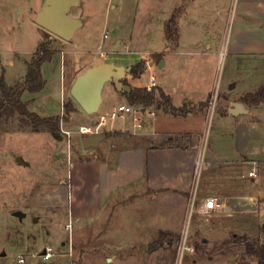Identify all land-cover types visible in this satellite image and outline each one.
<instances>
[{
    "label": "crops",
    "instance_id": "crops-1",
    "mask_svg": "<svg viewBox=\"0 0 264 264\" xmlns=\"http://www.w3.org/2000/svg\"><path fill=\"white\" fill-rule=\"evenodd\" d=\"M42 7V0H27L26 7L15 8L14 14L20 13L23 24L36 25L34 19ZM176 9L179 10L177 42L173 45L165 38L162 51L136 53L140 56L133 63L127 62L122 53H112L117 56L111 54L105 61L99 58L98 53L80 50L78 44L73 43L71 51L54 53L51 60L40 68L42 75L45 65L51 64L53 59L58 58L61 67L63 57L69 55L71 63H75L76 57L86 55L77 70L79 73L71 68L69 94L75 78L89 68L107 62L131 70L145 60V71L137 78L127 73L132 77H124L122 83L131 90L144 89L153 75L156 89H161L170 98L174 108L184 109L183 115L173 116L164 112L159 105H154L143 108L140 114L116 119L117 123L112 122L110 128L103 131L108 133L104 139L112 138L115 146L100 147V142L93 147L95 149L84 148V153L78 152L74 159H70L65 182L61 179L57 183L41 184L35 189L30 196L29 207L54 212L67 209L68 219L75 221V226L72 224L73 235L67 240L54 236V232L48 229L42 235L45 241L51 240L52 245L54 241L59 243L64 254L69 252L68 264H82L88 256L109 264H170L160 261V258L170 250L177 251L191 206L198 217L216 216L239 221L234 224L237 229L234 236L237 233L249 234L252 227L248 221L252 218L259 220L258 226L263 228L264 104L247 105L241 99L264 85V0H187L179 8L174 7L170 17ZM4 18L11 20L12 13L5 11ZM39 28L41 30L36 31L27 45L21 43V37L17 39L8 61L22 80L15 78L14 84L7 83L5 68L0 64V75L3 74L8 86L23 83L27 63L46 34L50 37V33ZM103 39L106 38L103 36ZM117 43L120 46V39L112 46ZM225 53L227 58L236 59L235 65L241 64L243 67V72L232 74L231 83L222 93H226L223 101L227 102L228 107L225 109L222 104L219 108H224L225 112L218 109L216 113L217 119L228 122L232 130L217 133L216 146L207 148L209 153L203 156L206 103L208 105L215 84L218 62ZM153 54L161 55V58L152 61L150 56ZM120 61L127 63H118ZM161 61L163 65L159 66ZM165 68H168L166 73L158 74L157 70ZM244 75L247 79H244ZM141 81L144 83L140 84ZM35 94L25 91L21 95V101L28 111L42 118L61 116L66 98L61 85L57 100L59 114L54 116H47L46 110L34 109L31 97ZM101 97L100 115L119 105H129L126 96L116 91L111 83L104 85ZM231 102L241 103L247 113L231 116L228 113ZM146 112L151 116V121H145ZM185 135L189 138H185ZM199 158L203 169L195 197L196 206L193 207L191 199ZM252 171L256 177L248 175ZM211 197L223 203L224 208L204 215V201ZM138 211L142 212L138 235L123 229L121 224H113L111 220L123 214V217L130 218V222H135ZM199 228L200 224L195 221L189 242L185 243L188 250H185L184 264H213L214 258H201L196 252L198 248L191 242ZM133 235H137L136 241ZM259 241L264 242L261 231ZM52 245L47 244L45 248L51 247L54 251ZM45 248L37 247V256L41 257ZM55 255L61 254L56 252ZM51 259H54V255ZM7 264H18V260ZM22 264H25V259Z\"/></svg>",
    "mask_w": 264,
    "mask_h": 264
},
{
    "label": "rangeland",
    "instance_id": "rangeland-1",
    "mask_svg": "<svg viewBox=\"0 0 264 264\" xmlns=\"http://www.w3.org/2000/svg\"><path fill=\"white\" fill-rule=\"evenodd\" d=\"M185 1L187 0H79L78 5L71 8L69 15L78 19L81 27L69 41L50 35L48 40L53 38L50 49L54 53H68L71 51L73 43H77L80 50H86L88 53H98L99 48H101L111 54L122 53L125 60L128 59L127 62L133 63L140 56L136 53H148L164 49V26L168 19L173 17L177 27L176 21L179 10L173 11L170 17L171 11L174 7L179 8L180 5H184ZM26 5L27 0H0V64L4 66L6 71L5 81L11 85L14 84L15 78L17 81L22 80L18 71H14L16 68H11L8 65L17 39L21 37V43L27 45L36 31L41 30L34 24H23V17L20 13L14 14L15 8L26 7ZM5 11L12 13L11 20L3 19ZM104 35L107 36L106 39H103ZM117 39H120L121 44L114 48L112 43ZM112 56L116 57L117 55L112 54ZM85 58L86 55L76 57L75 63H71V57L69 58L68 55L63 57L61 67L59 59H53L51 64L45 65L43 68L44 88L31 97L35 110H46L47 116H54L59 114V102L57 100L60 85L65 90L66 98L63 104L73 103L74 111L68 117L60 120V138H53L45 130L34 131L29 127L21 128L18 118H2L0 124V264L16 263L22 257L25 259V264H68L70 262L67 256L69 252L64 254L59 243L54 241L52 245L51 240L45 241L42 238L46 229L54 232V236L58 235L65 240L69 236L72 237V224L74 223L75 226V221L68 219L67 209L58 212L39 210L29 207V202L30 196L39 185L50 184L53 181L57 183L61 179L66 181L70 159H74L78 152L84 153L82 129L90 127L94 130L99 122L101 113L86 114L68 94L70 84L68 78L72 71L71 68L77 71ZM235 60L229 56L227 58L225 53L221 55L218 62L215 84L209 97V101L210 99L212 101L215 96V102L210 108H208L209 101L208 105L206 103L207 118L203 131V156L209 153L208 149L216 146L215 136L217 133L224 130L230 132L229 123L218 120L216 113L218 109L225 112L228 107L227 102L223 101L226 93H222L231 83L232 74L238 75L239 72H243L241 64H234ZM127 62L120 61L118 63L125 64ZM167 69L157 70V72L158 74L166 73ZM243 77L247 79L245 75ZM222 104L225 109L219 108ZM186 109L187 106L185 105ZM144 116L145 121L147 119L151 121L152 118L148 112L144 113ZM116 121L107 120L99 131L107 135L108 133L103 131L108 130L111 123H117ZM221 122L224 123L223 127ZM62 131L70 133L69 140ZM114 141L112 138L104 139L101 141L100 147L115 146ZM17 158L22 159V162H17ZM198 164L200 165L197 166L195 173L191 199L194 202L193 207L196 206L195 197L203 169L200 158ZM126 209L130 210V208ZM15 212H20L25 217L18 219L13 216ZM122 215L118 218H112L113 224H121L123 229L138 235L137 229H140L138 227L142 212H137L135 222H130L129 217ZM36 219L38 220L37 223L34 222ZM195 221L200 224V228L194 234V240L191 242L198 248L196 252L201 258L206 260L207 257L212 256L214 258L213 264H257L255 259L244 258L243 245L233 241V233L237 231L234 224H238L239 221L216 216L198 217L196 212L187 213L181 234L186 238L185 243L189 242ZM258 221L255 218L248 221L252 227L249 234L237 233L235 236L246 237L249 241L259 240ZM104 225L106 224L102 226ZM137 235H133L135 241ZM182 242L183 238L178 240V247ZM35 244L36 246H34ZM47 244L54 247V259L45 261L42 257L37 256L39 252L36 251L37 247L43 249ZM56 252L61 255H55ZM76 252L78 251L76 250ZM186 255L187 251L180 253L178 249L177 251L170 250L160 258V261L170 264H184ZM243 261L245 262L241 263ZM82 264H109V262L106 261L105 263L102 260L99 262L88 256L82 261Z\"/></svg>",
    "mask_w": 264,
    "mask_h": 264
},
{
    "label": "trees",
    "instance_id": "trees-1",
    "mask_svg": "<svg viewBox=\"0 0 264 264\" xmlns=\"http://www.w3.org/2000/svg\"><path fill=\"white\" fill-rule=\"evenodd\" d=\"M164 32L166 40L175 45L178 32L173 17H171L164 26ZM48 37L49 35L45 36L44 41L37 47L32 58L27 63V70L23 83L15 86H8L4 81L3 74L0 75V124L2 118H18L21 128L29 127L34 131L45 130L53 137L60 138L59 122L74 111L73 103L68 102L63 105V113L61 116L42 118L28 111L26 104L21 101L23 92L27 91L33 94L40 92L44 88L45 81L42 78L40 68L43 63L50 61L54 55V52L50 49L51 41H48ZM160 58L161 55L153 54L150 56L152 61H157ZM146 64L145 60H141L131 68V75L134 78L139 77L145 71ZM123 94L126 96L127 102L131 106L147 108L159 105L164 112L173 116L184 114V109L174 108L171 105L170 98L158 88H155L150 93L145 92L142 88H134L129 94ZM241 100L247 105L264 104V85L260 86L254 92L245 94ZM185 138H189V136L185 135ZM260 231L264 236V228H261ZM233 241L239 245H243L245 258L255 259L257 264H264V242L261 243L259 240L249 241L243 236H233Z\"/></svg>",
    "mask_w": 264,
    "mask_h": 264
},
{
    "label": "water",
    "instance_id": "water-1",
    "mask_svg": "<svg viewBox=\"0 0 264 264\" xmlns=\"http://www.w3.org/2000/svg\"><path fill=\"white\" fill-rule=\"evenodd\" d=\"M42 1L43 7L35 16V24L46 30L52 36L69 41L81 24L78 19L69 15L71 8L77 6L79 0ZM118 46L119 44L117 43L114 48ZM162 65L163 62L161 61L159 66ZM129 72V68L125 69L113 63H101L78 75L70 87L69 95L83 112L89 115L95 114L101 105V93L106 83H111L115 90L120 93L129 94L131 92L130 87L122 83L124 77L131 79L132 76L127 74ZM228 113L234 117L246 114L247 111L241 103L231 102ZM105 136L104 133H95L86 136L82 140V145L86 149L96 147ZM16 161L19 163L22 162L20 158H17ZM13 216L18 219L24 217L20 212H15Z\"/></svg>",
    "mask_w": 264,
    "mask_h": 264
},
{
    "label": "built area",
    "instance_id": "built-area-1",
    "mask_svg": "<svg viewBox=\"0 0 264 264\" xmlns=\"http://www.w3.org/2000/svg\"><path fill=\"white\" fill-rule=\"evenodd\" d=\"M104 38H107L106 35H104ZM98 56L100 59L102 60H108L111 56V53L105 51V50H100L98 52ZM156 88V79L155 77L152 75L149 77L148 83L147 85L144 87L145 92L150 93L152 92L154 89ZM215 96H214V100L209 101V107L214 105L215 102ZM213 108V107H212ZM143 107L141 106H129V105H119L117 106L115 109H113L112 111H110L109 113L105 114V115H100L99 117V122L97 123L95 129H91L90 127H84L82 129V135L84 136H89V135H93L95 133H99L101 126L107 121V120H111L114 121L116 119H120L123 118L125 115H136V114H140L142 111ZM63 113V110H62ZM62 115V114H61ZM151 115H153L151 113ZM135 121H138L135 118ZM63 135L66 136V138L69 140L70 139V133L67 131H62ZM250 177H256V173L255 172H250L248 174ZM224 205L223 203H221L220 201H218L216 198H207L204 201L203 204V209H202V214L204 215H209L212 212L218 211V210H223ZM189 214L193 213V209L192 206L189 209ZM181 238H183V242L180 244V246L178 247V252L182 253L185 250H188V248L185 246V236H181ZM54 255V251L51 247H46L43 251V254L41 255L42 259L47 261L50 260ZM24 262L23 258H19L18 259V264H22Z\"/></svg>",
    "mask_w": 264,
    "mask_h": 264
}]
</instances>
